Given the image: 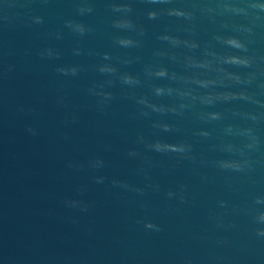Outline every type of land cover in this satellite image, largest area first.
<instances>
[{"label": "water", "instance_id": "1", "mask_svg": "<svg viewBox=\"0 0 264 264\" xmlns=\"http://www.w3.org/2000/svg\"><path fill=\"white\" fill-rule=\"evenodd\" d=\"M0 264H264V0H0Z\"/></svg>", "mask_w": 264, "mask_h": 264}]
</instances>
